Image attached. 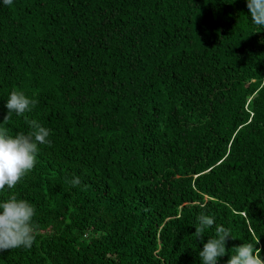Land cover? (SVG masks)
<instances>
[{"label": "trees", "instance_id": "trees-1", "mask_svg": "<svg viewBox=\"0 0 264 264\" xmlns=\"http://www.w3.org/2000/svg\"><path fill=\"white\" fill-rule=\"evenodd\" d=\"M248 13L246 0L0 5V125L28 130L5 118L22 90L51 130L0 192L33 202L38 226L0 264H202L201 212L231 229L230 251L264 253V31Z\"/></svg>", "mask_w": 264, "mask_h": 264}, {"label": "clouds", "instance_id": "clouds-1", "mask_svg": "<svg viewBox=\"0 0 264 264\" xmlns=\"http://www.w3.org/2000/svg\"><path fill=\"white\" fill-rule=\"evenodd\" d=\"M14 0H0V5H13ZM213 3L216 0H212ZM234 3L235 0H221ZM249 10L248 19L252 32L264 31V0H246ZM264 43V40L261 41ZM37 104L36 99L22 90H12L5 99L7 115L24 116L28 130L15 135L9 133L7 127L0 125V192L11 190L35 168L38 163L42 145L49 144L51 130L36 119L25 116ZM4 118V119H5ZM80 177L74 176L73 185L80 184ZM36 205L30 200L18 195L0 198V252L7 249H31L38 231L35 217ZM213 214L201 212L195 217L196 237H201L212 228L214 234L203 243L198 250L202 264H218L226 254L229 258L226 264H264V253L256 242L245 240L232 252L226 247V241L233 238L231 229L226 226H216ZM230 253V254H229Z\"/></svg>", "mask_w": 264, "mask_h": 264}]
</instances>
